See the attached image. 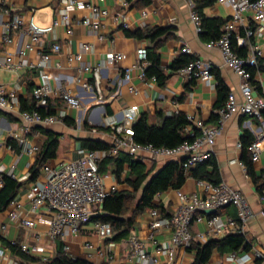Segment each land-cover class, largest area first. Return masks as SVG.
<instances>
[{"label":"crops","instance_id":"obj_1","mask_svg":"<svg viewBox=\"0 0 264 264\" xmlns=\"http://www.w3.org/2000/svg\"><path fill=\"white\" fill-rule=\"evenodd\" d=\"M123 1L78 0L77 5L69 8L74 22L82 20L85 16H93V13L84 6L86 2L108 9L110 11L108 16L105 14L98 17L93 16L94 21L100 22L99 32L104 35V39L100 40L95 31L81 24L74 26L73 34H68L65 25H59L47 35L44 48L48 49L49 44L59 42L62 45V50L60 53H51L50 61L45 67L24 66L18 72L0 68V84H5L7 90L15 93L18 99V105L13 110L0 108V165L3 168L2 173L14 175L15 179L23 183L16 197L17 208L22 215H30L36 221L35 227L27 228L21 225L19 220L9 217V212L14 206L9 205L6 210L0 211V250L4 252L6 263L22 260L28 264H52L58 255L61 243L63 252L64 247L69 246L67 255L83 258L94 264H141L137 260L129 259L132 244L128 238L113 240L112 237L103 240L95 234L94 223L89 222L82 227L77 235H69L65 240L53 239L49 231L52 213L46 209H42L39 214L30 213V190L36 183L43 180L44 175L40 168L37 176L31 178L32 170L38 166L37 156L23 152L18 142L11 137V133L22 126L23 120L19 115V108L21 109V105L24 103L30 105L34 102L32 96L34 87L43 82H48L54 88L70 86L82 102L80 109H68V116L63 122L37 125L28 134L29 142L37 143L41 147L47 139L44 129L61 134L57 158L51 162L80 157L88 149L83 147V139H100L110 144L112 131L108 128V123L114 118L123 119L126 110L130 107L137 108L138 119L142 114H147L151 124L160 121L158 113L171 115L178 109L186 115L195 114L205 123L214 125L218 119L216 79L212 81L188 79L172 69L173 61L180 56L181 49L185 45H189L198 57L210 61L228 84L230 91H235L239 99H242L239 93V76L230 67L224 65L220 49L203 40L195 23L191 20L192 8L199 0H125L127 5ZM65 6L63 0H0L1 35L5 33L4 25L11 20L14 13H20L25 21V24L20 28L12 30L11 42L6 43L0 38V52L2 54L7 51L15 53L20 46L28 41L27 22L31 17L39 25L49 26ZM144 10L147 11V14H143ZM203 12L206 17L222 19L231 17L230 8L216 1L204 7ZM123 23H127L129 26L124 27ZM155 27H168L169 31L156 40L135 35L137 31ZM83 43L94 45L90 51L83 54V59L92 65V71L84 74L85 80L93 88L91 91L86 90L79 83L71 82L72 77L76 74V69L69 66L68 56L78 52ZM143 46L146 48L156 46L161 66L166 73H171L164 86H160L157 80L152 79L153 77L143 80L138 67L132 70L130 80L124 79L125 68L137 62L136 50ZM119 51L126 54V58L122 62L114 64L107 60L111 52ZM38 58L37 53H31L28 56V61L37 62ZM262 58L264 67V57ZM99 66L102 67V70L100 83L97 86L94 69ZM253 84L256 93L264 96V70L255 74ZM131 86L137 88L138 92H133ZM174 101L177 102V105ZM50 104L51 109L56 111V108L63 103L61 100L53 98ZM258 126L259 123L256 119L250 116L236 114L231 117L216 140L213 159L218 164L221 181L241 190L255 213L247 225L245 236L247 241L251 247L264 249V218L261 215V210L264 209V200L256 190L245 166L240 163L243 162L244 149L237 147V143L241 141V137L245 133H250L254 137L252 127L257 128ZM187 134L193 137L194 133ZM138 159L143 160L147 168L154 166L156 169H159L167 161L175 160ZM147 160L150 161V165ZM253 163L256 171L260 173L264 169V154L260 161ZM124 167L121 179L109 170L108 172L114 177L109 178L107 183L110 185L116 181L118 190H131L128 183L124 181L129 169L128 163H125ZM193 169L195 167L189 171L187 180L181 187L183 192L189 194L200 193L197 180L210 181L206 178H195L192 175ZM207 169H211L210 164L207 165ZM2 173H0V189ZM122 180L123 183H121ZM177 201L175 189H169L155 196V202L161 203L167 213L173 211ZM100 212L101 206L96 208L93 216ZM217 213L235 216L236 208L226 206L219 209ZM150 219L148 210L138 214L135 219L136 226L131 235L138 236L153 252L155 248L146 238ZM2 226H6V228L3 229ZM194 230L206 231L207 227L201 223L194 225ZM168 236L169 231H164L159 238L169 241ZM13 242H17L18 245H13ZM24 243L38 244L40 249L35 252H25L19 246ZM86 243L92 244V247H87ZM101 250H104L105 256L101 255ZM221 255L222 253L217 250L213 253V257L216 258ZM195 256V248L179 249L177 263L193 264ZM158 257L162 263L166 262V257L160 255Z\"/></svg>","mask_w":264,"mask_h":264},{"label":"built area","instance_id":"obj_2","mask_svg":"<svg viewBox=\"0 0 264 264\" xmlns=\"http://www.w3.org/2000/svg\"><path fill=\"white\" fill-rule=\"evenodd\" d=\"M215 1L227 5L231 10V17L223 24L221 36L210 41L209 44L220 49L224 65L230 67L239 76V93L242 99H239L235 91H230L225 103L216 109L218 119L214 125L205 123L195 114H188L187 119L190 124L186 128V132L194 133L193 139L184 140L174 147L137 142L133 137V125L138 119V111L136 107H130L126 110L123 119L114 118L108 123V128L112 131V142L109 148L87 149L78 158L59 162L49 161L43 164L41 169L44 178L30 190V213L39 214L42 209L52 213L49 231L53 239L65 240L69 235H77L85 224L93 221L92 217L96 208L100 207L109 195L118 191L116 181L110 185L107 183L109 178L114 177L113 174L110 172L101 173L99 169V163L107 157H116L121 153H127L135 158L175 159L182 163L185 170L190 171L213 158L214 145L218 136L223 132L226 122L236 114H243L256 119L259 123L257 128L252 127L254 139L247 149L252 162L261 160L264 154V96L256 93L253 84L254 76L248 66H258L259 60L264 57V0ZM63 2L66 6L54 18L51 25H39L32 17L28 20V41L20 46L15 53L7 51L2 54L0 52V68L18 72L24 66L45 67L50 61L51 53H60L62 50V45L59 42L49 44L48 49L44 48L47 35L59 25H65L68 34H73L74 26L81 24L95 31L100 40L105 38L99 32L100 22L94 21L93 16L98 17L101 14L108 16L110 14L108 9L86 2L84 6L93 13V16H85L82 20L74 22L69 8L77 5L78 0H63ZM123 2L128 4L125 0ZM143 14H147V11L144 10ZM191 20L195 23L197 31L200 32L202 29L201 17L195 6L191 11ZM23 24L25 21L22 15L14 13L11 20L4 25L5 33L3 35L0 33V38L6 43L11 42L12 30L20 28ZM123 25L124 27L129 26L127 23H123ZM240 30H243L244 33L240 34ZM235 34L237 44L248 49L245 56L239 55L233 45ZM93 46L91 43H83L78 52L68 56L69 66L76 69V74L72 77L71 82L79 83L89 91L93 88L85 80L84 74L92 71V65L83 59V54L90 51ZM31 53L38 54L37 62L28 61V56ZM181 53L193 56L192 60L177 70L181 76L209 81L215 79V74L212 72L214 65L210 61L198 57L189 45L182 47ZM136 55L137 62L125 68L123 77L130 80L132 70L138 67L141 70L140 77L147 80L146 68L150 64L147 48L139 47L136 50ZM125 58L126 54L119 51L111 52L107 60L115 64L122 62ZM101 70V66L94 69L97 86L100 83ZM152 79L156 80L155 77ZM131 90L135 93L138 92L134 86H131ZM32 96L37 107H44L47 110L51 109L50 102L53 98H57L63 103L52 114H43L37 109L22 110L19 108L23 124L18 130L11 133V137L18 142L23 152L37 156L42 147L37 143H30L28 134L37 125L63 122L68 116V109H80L82 102L70 86L54 88L48 82L34 87ZM174 103L177 105L176 101ZM17 105V95L8 91L5 84H0V108L13 110ZM179 112L176 109L175 113ZM237 147L243 148L241 141L237 143ZM240 163L245 166L243 162ZM2 172L3 168L0 165V173ZM11 176L15 178L14 175ZM197 184L200 187V193L189 194L181 189L176 190L178 201L169 214L163 215L159 208L149 210L151 219L146 238L155 250L151 252L138 236L131 235L128 238L132 244L130 260H137L141 264H178L179 249H193L197 243H206L211 238L220 239L230 232H238L246 236L248 222L255 213L243 192L233 188L225 181L214 183L199 179ZM261 198L264 200V191ZM10 205L14 206L9 212L11 219L19 220L24 227H35V218L30 215H22L17 208L16 198L11 201ZM226 206H234L236 215L217 213L219 209ZM208 209H216V211L207 214L205 211ZM261 215L264 218V209L261 210ZM201 223L206 225L207 230L195 231L194 225ZM2 228L5 229L6 226H2ZM164 231H169V241L159 238ZM94 232L103 240L111 239L115 235L113 225L103 221L94 222ZM12 244L18 245L17 242ZM19 246L25 252H35L40 249L38 244L24 243ZM86 246L92 247V244L86 243ZM68 251L69 246L66 245L64 252L68 254ZM100 253L103 256L106 254L104 250H101ZM159 255L166 257L165 263L160 261ZM4 256V252L0 250V264H28L22 260L6 263ZM204 264H264V249L251 247L249 250H234L224 253L218 258L212 256Z\"/></svg>","mask_w":264,"mask_h":264},{"label":"trees","instance_id":"obj_3","mask_svg":"<svg viewBox=\"0 0 264 264\" xmlns=\"http://www.w3.org/2000/svg\"><path fill=\"white\" fill-rule=\"evenodd\" d=\"M214 2L215 0H199L195 4V9L199 12L201 17L202 29L199 32L200 36L203 40L208 42L216 40L221 36L222 26L227 21V19L206 17L204 15L203 8ZM168 31V27L146 28L137 31L135 35L139 37H150L152 40H156L165 35ZM243 33V30H241L240 34ZM233 45L239 55L245 56L247 54V47L237 44L236 34L233 37ZM147 52L150 64L146 68V74L148 77H155L158 84L164 86L171 73H166L161 66V59L156 46L147 48ZM192 59L193 56L181 53L180 56L173 61V71H177ZM262 62L263 58L259 60L258 66H248L253 76H255L258 71L264 70ZM212 72L215 74L216 79V89L218 92L216 107L218 108L225 103L230 88L215 67H213ZM21 109H37L43 114L55 113L53 109L47 110L44 107H37L34 102L30 105L26 103L22 104ZM158 115L160 117L158 123L151 124L147 114H142L134 123L133 137L137 142L143 144L152 143L156 146L174 147L184 140L193 139V137L186 132V128L190 123L185 113L179 112L172 115L158 113ZM96 129L97 127L95 130ZM44 132L47 134V139L37 155L38 166L32 170L31 178L37 176L43 164L57 158L61 134L46 129H44ZM253 139L254 137L250 133H245L241 137L244 149L242 161L246 167L247 173L252 178L256 190L262 194L264 191V169L260 171V173L256 171L255 165L247 150V146ZM82 145L88 149H107L110 147L108 142L100 139H83ZM125 163L129 165L125 181L131 187V190H118L109 195L101 205V212L92 217L95 221L109 222L113 225L115 231V235L112 238L113 240L129 238L132 230L135 229L136 226V216L144 211L159 208L163 215L169 214L161 203L155 202V196L169 189H181L189 175V171L185 170L182 163L178 160L167 161L159 169H156L154 166L147 168L143 160L134 158L125 153H121L116 157L105 158L99 163V169L101 173H106L110 170L121 179L122 173L125 170ZM209 164L211 169H207V165ZM192 175L195 178H206L214 183L221 181L218 164L213 158L206 163L196 166L195 169L192 170ZM1 179L0 211H4L8 208L11 201L17 197L23 183L5 173L2 175ZM59 246L58 255L54 258L52 264H93L89 260L74 258L67 255L61 249V243ZM194 248L196 250V256L193 264H204L211 259L215 250L224 254L234 250H249L251 245L244 234L230 232L220 239L211 238L206 243H197L194 245Z\"/></svg>","mask_w":264,"mask_h":264},{"label":"water","instance_id":"obj_4","mask_svg":"<svg viewBox=\"0 0 264 264\" xmlns=\"http://www.w3.org/2000/svg\"><path fill=\"white\" fill-rule=\"evenodd\" d=\"M158 172V171H157ZM156 172V173H157ZM152 176H154V175H152ZM152 178V177H151ZM216 211V209H208L207 211H205V213H207V214H212V213H214Z\"/></svg>","mask_w":264,"mask_h":264},{"label":"rangeland","instance_id":"obj_5","mask_svg":"<svg viewBox=\"0 0 264 264\" xmlns=\"http://www.w3.org/2000/svg\"><path fill=\"white\" fill-rule=\"evenodd\" d=\"M147 162L150 165V161L147 160ZM124 181H125V179H124ZM121 183H123V180L121 181ZM91 223H94V222L92 221Z\"/></svg>","mask_w":264,"mask_h":264}]
</instances>
